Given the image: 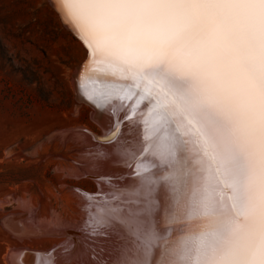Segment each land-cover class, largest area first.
I'll list each match as a JSON object with an SVG mask.
<instances>
[{
	"label": "snow or ice",
	"instance_id": "snow-or-ice-1",
	"mask_svg": "<svg viewBox=\"0 0 264 264\" xmlns=\"http://www.w3.org/2000/svg\"><path fill=\"white\" fill-rule=\"evenodd\" d=\"M84 41L191 136L199 167L179 214L195 221L155 264H264V0H58ZM136 95V93H130Z\"/></svg>",
	"mask_w": 264,
	"mask_h": 264
},
{
	"label": "rangeland",
	"instance_id": "rangeland-1",
	"mask_svg": "<svg viewBox=\"0 0 264 264\" xmlns=\"http://www.w3.org/2000/svg\"><path fill=\"white\" fill-rule=\"evenodd\" d=\"M66 27L52 0H0V264L23 244L53 249L66 236L51 223L80 221L79 194L97 192L95 179L74 172L86 159L82 134L70 131L104 130L77 100L72 74L88 49ZM19 218L38 230L23 235ZM93 231L85 239L96 244Z\"/></svg>",
	"mask_w": 264,
	"mask_h": 264
},
{
	"label": "bare ground",
	"instance_id": "bare-ground-1",
	"mask_svg": "<svg viewBox=\"0 0 264 264\" xmlns=\"http://www.w3.org/2000/svg\"><path fill=\"white\" fill-rule=\"evenodd\" d=\"M52 2L58 10V0ZM73 78L77 100L96 110L92 117L103 127L101 135L116 129L110 143L81 136V156L87 163L83 171L74 172L95 179L97 192L79 194L83 212L80 221L51 223L55 235L66 236L57 240L53 249L39 251L23 244L11 252L10 263L69 264L75 260L77 264H155L160 258L158 253L195 223L179 214L199 167L193 138L184 137L188 144L177 173L180 179L174 187L170 186L169 164L181 157L173 136L180 133H174L171 122L157 121L155 102L139 99V89L129 88L130 82L123 74L101 57L90 61L88 56ZM19 220L24 223V227H19L23 235L35 230L30 218ZM91 230L99 235L96 244L85 239Z\"/></svg>",
	"mask_w": 264,
	"mask_h": 264
},
{
	"label": "water",
	"instance_id": "water-1",
	"mask_svg": "<svg viewBox=\"0 0 264 264\" xmlns=\"http://www.w3.org/2000/svg\"><path fill=\"white\" fill-rule=\"evenodd\" d=\"M65 26V25H64ZM67 28V27H66ZM68 29V28H67ZM68 31L73 34L74 37L78 38L71 30L68 29ZM87 48V47H86ZM88 56H89V52L87 53V58L82 62V64H80L78 67L80 68L85 62L86 60L88 59ZM76 67L75 70L78 68ZM74 70V72H75ZM73 72V74H74ZM73 74H72V77H73ZM86 104V103H84ZM91 107V106H90ZM95 113V112H94ZM93 113V115H94ZM115 131L116 129H114L110 134H107V135H96L94 132H91L85 128H77L76 130H71L70 131V134H82L84 135L85 137H87V135H89L90 137L92 136L96 142L98 141H102V142H105V143H110V142H113L114 141V136H115Z\"/></svg>",
	"mask_w": 264,
	"mask_h": 264
}]
</instances>
